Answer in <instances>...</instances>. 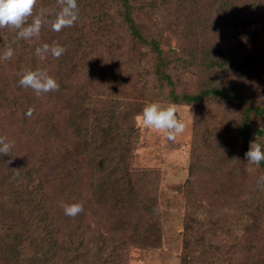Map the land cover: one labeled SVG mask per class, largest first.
<instances>
[{"label": "trees", "instance_id": "trees-1", "mask_svg": "<svg viewBox=\"0 0 264 264\" xmlns=\"http://www.w3.org/2000/svg\"><path fill=\"white\" fill-rule=\"evenodd\" d=\"M76 2L77 20L70 27H63L59 31H53L50 22L55 19L63 0H35L32 15L43 10L41 29L35 37L17 39V29L0 27V56L7 48L13 50L10 58L0 59V112L6 114L15 125L26 124L28 133L35 137L28 145L39 151V154L36 153L38 161L35 165L18 159L11 149L6 155L0 154V264H123V254L130 242L125 234L130 232V225L124 226L119 222V227L109 228L108 232L98 231L96 235H89L83 228V207L75 216L64 214L61 205L82 201L84 196L81 194V186L87 181L93 187V197L101 199L99 204L107 198L115 201L121 208L129 202H137L142 205L148 221L156 213L151 206L155 205V199L148 196V199L143 200L139 193L147 191V178H155V173L145 170L144 174L139 175L130 168L128 163L132 158L122 144L121 137L124 135H113L109 127L108 120L121 116L124 103L120 100L108 107L105 106L106 103L103 104V100L92 103L87 96L84 77L89 79L92 74H98L96 71L99 75L106 73L102 60H91L98 42L93 44L91 40L98 38L97 34L101 31L108 32L107 22L114 17L126 24L128 39L141 48L149 46L151 50H155L161 62L156 66L154 75L162 86L165 83L173 86L170 76L164 71L166 63L162 61L163 51L156 41H149L144 37L135 17L144 11L160 10V4L136 0ZM213 2L216 6L214 12L219 15L217 24L222 22L226 26V34L228 27H238L240 31L249 30L254 33L250 38L241 36L242 34L227 37L228 42L242 38L241 41L252 48V53L247 54L241 62L228 61L215 51L201 55V74L205 79L201 90L180 96L172 89L165 97L175 104L197 107L221 104L237 109L230 127L226 125L223 130L225 136H216L213 139L215 143H211L212 148L207 147L210 143L207 134H204L205 137L201 135L204 146L199 144L198 147L201 156L200 152L192 156L185 192L194 198L197 184L203 175L219 181L223 177L221 174H224L227 181L231 178L236 181V177H240L245 168L249 167L258 173L257 176L263 174V178L254 179V186L248 193L237 195L245 198L241 203L238 202L239 207L250 214L254 210H264V161L259 165L247 163L244 153L248 151L250 142H257L260 137L253 121L264 116V107L246 90V85L237 84L235 78L227 73L239 76L241 72L248 74L256 69L264 71V40L260 35L256 36L264 29V0ZM31 20L30 15L25 23H31ZM45 43L61 45L64 52L59 58L46 54L41 59L35 54V49ZM256 45H259L257 48L260 51L257 56L262 58H254ZM85 50L86 55L80 53ZM53 61L57 62L58 71H68L69 66L77 63L84 74L78 79L81 85H77L74 97L69 100L78 117L71 112L72 105L67 104L66 110L72 113L76 121L73 123L74 127H67L68 133L60 135L62 141L53 133L55 129L51 124V111L54 107L52 101L47 102L50 98L43 99L45 93L37 96L30 88H23L17 83L22 72L37 69L48 72L46 67ZM58 74L60 73L56 75L59 76ZM141 77L142 79L137 77L136 85L142 84L145 88L147 76ZM249 78L252 77L247 75L246 78H241V82H252ZM44 102L47 104L43 105ZM143 106L141 103L137 104V110L131 111L132 115L129 117L134 118L140 114ZM28 109L32 110L31 115L25 114ZM2 134L0 125V137H3ZM109 142L117 143L118 149L108 151ZM204 159L207 167L202 171ZM207 168L212 169L206 170ZM138 177L140 178L137 179ZM141 240L146 241V238Z\"/></svg>", "mask_w": 264, "mask_h": 264}, {"label": "rangeland", "instance_id": "rangeland-1", "mask_svg": "<svg viewBox=\"0 0 264 264\" xmlns=\"http://www.w3.org/2000/svg\"><path fill=\"white\" fill-rule=\"evenodd\" d=\"M136 1L160 4V10L144 11L135 17L144 37L149 41H156L163 51L162 61L166 63L164 71L170 76L173 86H167L166 83L162 86L157 81L155 68L161 60L159 61L155 50H151L149 46L141 48L128 39L126 24L113 16L112 21L107 22L108 32L95 31L99 37L91 40L93 44L98 41L91 60H102L106 73L99 75L96 71L98 74H92L90 80L84 78L91 102L103 100L106 107L120 100L124 103L121 116L108 120L109 127L113 135H124L121 137L122 144L132 158L128 163L130 168L139 175L144 174L145 170L155 173L153 180L147 178V191L139 193L143 200L148 199V196L155 199V205L151 206L156 213L148 221L142 205L137 202H129L121 208L115 201L107 198L99 204L101 199L93 197V187L87 181L81 186L84 198L79 202L83 207V228L89 235H96L98 231L108 232L109 228H117L121 223L124 226L130 225V232L125 234L130 242L123 254V264H264V210H254L249 214L238 204L245 199L238 196L248 193L254 186V179L263 178L262 173L257 176L258 173L248 167L240 177H236V181L232 178L227 181L224 174H221L223 177L219 181L203 175L197 184L194 198L185 192L192 156L201 151L199 144L204 146L201 135L205 137L204 134H207L206 137L210 140L207 147L212 148L216 136H225L223 130L226 125L230 127L237 109L221 104L199 107L175 104L165 97L172 89L180 96L201 90L205 79L201 74L203 62H200V58L205 53L215 51L228 61L244 60L247 54L252 53V48L241 41L242 38L228 42L227 37L242 34L241 36L250 38L254 33L249 30L240 31L238 27H228L226 34V26L222 22L217 24L219 15L214 12L216 6L213 0ZM258 35L264 40V29L256 34ZM257 47L259 45L254 50V58H262L257 56L260 52ZM80 53L86 55V50ZM46 68V73L56 81L58 88L42 97L47 100L50 98L47 102L52 101L53 133L62 141L60 135L68 133L67 127H74L73 123L76 121L72 115H76V109L69 100L74 97L77 85H81L78 79L83 72L77 63L69 66L68 71H58L57 62L54 61ZM261 70L263 71L256 69L248 74L241 72L239 76L230 73L227 75L234 77L237 84L246 85V90L264 107V71ZM58 72L59 76L56 75ZM247 75L252 77L249 78L252 82L242 83L241 78H246ZM141 76H147L145 88L142 84L136 85L137 77L142 79ZM150 102H158L162 106L175 105L176 116L185 125L183 132L170 140L164 132L144 128L137 119L141 113L134 118L129 117L137 104L145 106ZM67 104L72 105V113L66 110ZM253 123L260 136L257 143L264 148V116ZM0 125L3 137L11 143L10 149L18 159L35 165L38 161L36 153L39 154V151L28 145L35 137L28 133L26 124L15 125L6 114L0 112ZM118 146L117 143L109 142L107 150L112 152ZM205 161L206 159L202 163V171L207 167ZM210 169L212 168L206 170ZM139 237H145L146 241Z\"/></svg>", "mask_w": 264, "mask_h": 264}, {"label": "clouds", "instance_id": "clouds-1", "mask_svg": "<svg viewBox=\"0 0 264 264\" xmlns=\"http://www.w3.org/2000/svg\"><path fill=\"white\" fill-rule=\"evenodd\" d=\"M35 0H0V27L10 26L17 29V39H29L38 35L42 25L43 10L32 15ZM32 16L31 23H25L28 16ZM78 18L76 0H63L62 6L57 12L55 19L50 22L53 31H59L63 27H70ZM64 52V47L58 44H43L35 49V54L41 59L46 54L59 57ZM13 55V50L7 48L0 59H8ZM23 88H30L35 95L55 91L58 88L56 81L44 70H29L22 72L17 81ZM32 110L28 109L26 115H31ZM137 119L147 129L164 132L168 139L183 132L185 125L176 116L175 105L162 106L158 102L146 104ZM12 147L6 138L0 137V154L6 155ZM247 163L259 165L264 161V150L256 141L250 142L248 151L244 153ZM64 214L75 216L82 210L80 203L62 204Z\"/></svg>", "mask_w": 264, "mask_h": 264}]
</instances>
